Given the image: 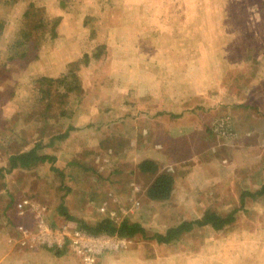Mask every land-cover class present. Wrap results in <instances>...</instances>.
I'll list each match as a JSON object with an SVG mask.
<instances>
[{
	"label": "rangeland",
	"instance_id": "obj_1",
	"mask_svg": "<svg viewBox=\"0 0 264 264\" xmlns=\"http://www.w3.org/2000/svg\"><path fill=\"white\" fill-rule=\"evenodd\" d=\"M57 135L52 162L1 171L0 264H82L34 228L105 218L142 232L95 264H264V0H0V169ZM206 213L233 220L152 238Z\"/></svg>",
	"mask_w": 264,
	"mask_h": 264
},
{
	"label": "trees",
	"instance_id": "obj_2",
	"mask_svg": "<svg viewBox=\"0 0 264 264\" xmlns=\"http://www.w3.org/2000/svg\"><path fill=\"white\" fill-rule=\"evenodd\" d=\"M23 38L25 39V43H26L25 46H28V43H29L28 35H24ZM100 49L101 51H99L98 53L92 54V57L94 59L99 58L101 52L104 49V46L100 47ZM83 58H84L85 63L89 59L87 55H84ZM78 62L79 61H77V63ZM75 63L76 62H74L71 65L75 67L76 66ZM70 76L73 82H75V85L72 87L66 85L67 84L66 79H62L64 77H61V80L59 81L51 80L52 82H54V84L56 83L58 85H62L63 87V91H64L63 95H59V94L56 95L57 98L58 97L60 98V103H62L61 101L62 97L64 98L66 94H68L69 92L75 91L77 88V85H76L77 76L75 72L70 74ZM44 79H48V78L42 77L39 81L44 82L45 81ZM60 82L62 84H60ZM78 89L79 88H77V90ZM43 93L45 95H48L47 90L43 91ZM63 138H65V135H57L56 137L49 138L46 143L40 139L28 143L27 145L30 144V147H28L24 151H17L8 156V167L1 168L0 174H1V171L10 173L11 171L15 169H28L30 166H34L36 163L52 162L54 160V156L45 154L43 151L44 149L53 146L54 142L61 141ZM156 168H157L156 164L152 162L151 160H145L138 165V169L140 172L142 173L150 172L153 175L151 182L148 184L145 190L146 198H148L150 201L163 202L167 200L172 193L173 178L168 173L157 172ZM52 170L60 174V172H58L57 170L53 168ZM251 196H264V185L260 186V188L256 192H254V194H252ZM243 199L241 198V200ZM60 211H61V214L64 216V218H66L67 220L71 221L73 219L71 216H68V214H65L66 209L63 206H60ZM232 220L233 218L230 215L223 218L213 213H206L199 220L191 221V222H183L179 224L178 226H176L175 228H172L170 230L168 229L164 235L155 234L152 238L158 243H167L172 238H175V236L181 234L182 232L190 231L195 227L209 226L214 231L221 230L225 225L232 222ZM78 225L81 231L86 232L89 235H93V236L117 235L120 238H131V237H134L137 233L142 232V228L136 223H133V222L128 223L127 221H122L118 225H116L108 218L97 221L94 224H88L84 221H78ZM58 251L59 250H56V252Z\"/></svg>",
	"mask_w": 264,
	"mask_h": 264
},
{
	"label": "built area",
	"instance_id": "obj_3",
	"mask_svg": "<svg viewBox=\"0 0 264 264\" xmlns=\"http://www.w3.org/2000/svg\"><path fill=\"white\" fill-rule=\"evenodd\" d=\"M28 207L33 208L32 204L23 200L18 202L15 210L21 215ZM38 213L37 208L33 209ZM31 210L32 212H34ZM44 210L41 207L40 211ZM103 210V209H101ZM39 216V215H38ZM36 231L34 236L42 246L47 248L68 250L70 254L76 257L82 264H95L100 255L104 251L122 249L124 240L117 235H89L70 224H64L57 228H52L46 225L43 220L39 219L36 224ZM23 236L27 238V232H22ZM36 234V235H35ZM33 243V237L31 238Z\"/></svg>",
	"mask_w": 264,
	"mask_h": 264
}]
</instances>
